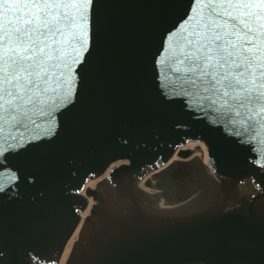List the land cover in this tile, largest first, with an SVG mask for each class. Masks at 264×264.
Wrapping results in <instances>:
<instances>
[{
    "label": "water",
    "instance_id": "95a60500",
    "mask_svg": "<svg viewBox=\"0 0 264 264\" xmlns=\"http://www.w3.org/2000/svg\"><path fill=\"white\" fill-rule=\"evenodd\" d=\"M189 5L83 6L70 102L0 139V264H264V129L158 79Z\"/></svg>",
    "mask_w": 264,
    "mask_h": 264
},
{
    "label": "snow or ice",
    "instance_id": "6c2138e0",
    "mask_svg": "<svg viewBox=\"0 0 264 264\" xmlns=\"http://www.w3.org/2000/svg\"><path fill=\"white\" fill-rule=\"evenodd\" d=\"M85 4L0 0V139L70 102L72 63L88 44ZM157 71L166 92L213 109L235 135L264 129V0H190Z\"/></svg>",
    "mask_w": 264,
    "mask_h": 264
}]
</instances>
